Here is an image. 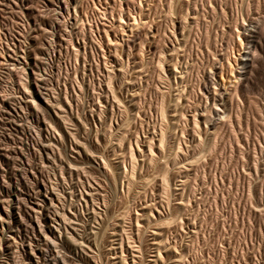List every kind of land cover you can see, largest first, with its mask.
<instances>
[{"label": "rangeland", "instance_id": "rangeland-1", "mask_svg": "<svg viewBox=\"0 0 264 264\" xmlns=\"http://www.w3.org/2000/svg\"><path fill=\"white\" fill-rule=\"evenodd\" d=\"M11 213L7 264H264V0H0Z\"/></svg>", "mask_w": 264, "mask_h": 264}, {"label": "bare ground", "instance_id": "bare-ground-1", "mask_svg": "<svg viewBox=\"0 0 264 264\" xmlns=\"http://www.w3.org/2000/svg\"><path fill=\"white\" fill-rule=\"evenodd\" d=\"M9 100H12V99H10L9 98ZM8 103L7 104H9V101H7ZM11 102V101H10ZM12 103V102H11ZM21 106V105H20ZM9 107H10V105H9ZM14 109V108H13ZM20 109V108H19ZM17 114V113H16ZM43 146V145H42ZM50 146V145H49ZM44 149V151L46 152V151H49V148L48 147H43ZM43 151V152H44ZM46 154V153H45ZM49 155V154H48ZM47 158V157H46ZM53 159V158H52ZM54 163V162H53ZM55 165V164H54ZM55 167H56V165H55ZM52 190V189H51ZM53 192V191H52ZM40 193H42V195L44 196V193H46V192H41L40 191ZM50 201H52V200H50ZM52 205V204H51ZM49 206V205H48ZM50 208H52L51 206H50ZM31 209V208H30ZM47 209H49V208H47ZM32 210V209H31ZM46 210V209H45ZM53 211V210H52ZM11 212V211H10ZM32 212H33V215L31 214V216H30V214H29V217H30V222L36 227V225H37V216H35V215H37V213H39V212H37L34 208H33V210H32ZM59 212V211H58ZM57 212V213H58ZM5 213H7V212H5ZM4 213V214H5ZM41 213H43V212H41ZM52 214H54L53 212H51ZM3 214V213H2ZM12 215H10V214H6L5 215V217L3 218V216H1L2 218H0V228H1V232L0 233H2L1 234V236L3 237V235H5V233L6 234H8V236H7V239H12L13 237L11 236V235H13V233H15L16 231H14V230H12V226H11V222H10V220H12V224H17L18 222H17V217H16V215H15V213H11ZM59 214V213H58ZM57 214V215H58ZM39 215V214H38ZM48 215V214H47ZM59 216V215H58ZM58 216H56V214H54L53 215V217H57L58 219H60ZM20 218V217H19ZM47 218H49V217H47ZM52 218V217H51ZM53 219H55V218H53ZM40 222V221H39ZM55 222H56V220H55ZM65 222V221H64ZM50 223H51V219L50 220H46L45 219V230H43V231H40V228H33V229H35L36 230V232H37V235H38V240H39V243H41L42 245H44V246H47V245H52L53 244V240H56V237H55V234H56V232L58 233V231H55V229H54V227L53 226H51L50 225ZM44 225V224H43ZM5 227V228H2V227ZM16 226V225H15ZM14 226V227H15ZM38 227H40V226H38ZM57 227V226H56ZM59 228V227H58ZM5 229V230H4ZM42 229H44V228H42ZM59 230V229H58ZM60 234V233H59ZM37 237V236H36ZM50 238H52L51 239V241H50ZM5 240H6V238H5ZM65 240V239H64ZM63 240V241H64ZM8 241V240H7ZM72 241V240H71ZM62 242V241H61ZM65 242V241H64ZM69 242V241H68ZM14 243V242H13ZM59 243V242H58ZM57 243V244H58ZM15 244V243H14ZM55 244H56V242H55ZM55 244H53V245H55ZM56 244V245H57ZM77 244V243H76ZM75 244V245H76ZM81 244V243H80ZM29 246V245H28ZM9 247H11V246H8V248H6V255L8 256V254L10 253V249L11 248H9ZM51 247V246H50ZM53 247V246H52ZM56 247V246H55ZM60 247V246H59ZM29 248H30V246H29ZM61 248V247H60ZM28 249V248H27ZM31 249V252L32 253H34L33 251H34V249H33V251H32V248H30ZM49 249V248H48ZM56 249V248H55ZM4 251H5V249H4ZM29 252V251H28ZM31 252H29V253H31ZM55 252V251H54ZM14 253V252H13ZM41 253V252H40ZM2 254V253H1ZM5 254V253H4ZM28 255V254H27ZM34 255V254H33ZM30 256H31V254H30ZM64 256V255H63ZM6 258V257H5ZM4 258V259H5ZM13 258V257H12ZM29 258H31V257H29ZM63 258H65V257H63ZM2 259V258H1ZM7 259V258H6ZM5 259V260H6ZM13 260H14V258H13ZM68 262V261H67ZM0 264H7V261H2L1 260V262H0ZM26 264V263H25ZM44 264V263H43ZM45 264H66L65 263V260L64 259H62V257H60L59 255H55V256H52L50 259L49 258H47V260H46V262H45Z\"/></svg>", "mask_w": 264, "mask_h": 264}]
</instances>
